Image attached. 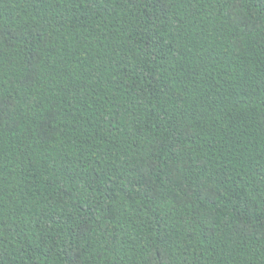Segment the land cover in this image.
<instances>
[{
  "label": "trees",
  "instance_id": "trees-1",
  "mask_svg": "<svg viewBox=\"0 0 264 264\" xmlns=\"http://www.w3.org/2000/svg\"><path fill=\"white\" fill-rule=\"evenodd\" d=\"M0 264H264V0H0Z\"/></svg>",
  "mask_w": 264,
  "mask_h": 264
}]
</instances>
